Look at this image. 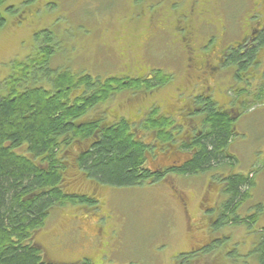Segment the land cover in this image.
I'll return each mask as SVG.
<instances>
[{
  "label": "rangeland",
  "instance_id": "obj_1",
  "mask_svg": "<svg viewBox=\"0 0 264 264\" xmlns=\"http://www.w3.org/2000/svg\"><path fill=\"white\" fill-rule=\"evenodd\" d=\"M0 12L6 20L0 29V83L11 75L15 61L37 55L40 34L47 30L54 37L51 68L94 78H142L145 72L144 78L152 80L157 70L172 77L147 92L116 94L91 110V116L107 113L115 121L120 115L133 123L158 106L190 137L194 127L181 119L196 118L202 125L201 113L191 107L182 110L181 119L174 115L183 105L194 104L200 92L193 84L198 73L189 67L192 56H204L210 71L218 64L217 73L209 75L213 89L207 93L218 106L233 102V109L239 105L242 113L228 151L234 156L230 166L187 176L171 172L154 183L123 187L97 184L73 169L74 191L98 199L67 203L50 213L35 233L47 260L177 264L180 255L196 251L188 255V264H259L255 246L264 228V34L261 43L245 47L253 56L250 63L237 64L234 57L243 49L238 40L264 23V0H5ZM224 45L228 49L219 65L217 52ZM43 74L37 71L38 77ZM142 137L152 140L146 132ZM231 173L250 174L255 186L230 215L256 219L219 226L212 218L224 213L229 200L220 190L221 178ZM207 235L209 240L202 241Z\"/></svg>",
  "mask_w": 264,
  "mask_h": 264
},
{
  "label": "trees",
  "instance_id": "obj_2",
  "mask_svg": "<svg viewBox=\"0 0 264 264\" xmlns=\"http://www.w3.org/2000/svg\"><path fill=\"white\" fill-rule=\"evenodd\" d=\"M4 2L0 0V5ZM5 22L0 12V29ZM40 35L37 55L15 61L11 75L0 83V264H94L87 258L76 263L47 260L35 240L56 207L92 201L73 190L71 171L78 170L97 184L123 187L157 181L171 172L195 174L230 166L234 158L228 149L237 134V117L213 99L199 98L201 108L196 111L203 116L202 126L186 139L179 133L180 123L158 106L133 123L120 115L115 121H109L107 113L91 116V110L116 94L147 92L172 77L157 70L152 80L94 78L51 68L54 37L47 30ZM41 70L44 74L38 77ZM142 131L152 140L146 141ZM157 150L168 159L181 158L166 168L156 166ZM151 159L154 165L149 164ZM221 180L229 196L223 207L226 222H254L255 216L244 220L230 215L250 197L253 176L231 173ZM255 251L259 264H264V228ZM192 254L196 251L180 256L177 264H188Z\"/></svg>",
  "mask_w": 264,
  "mask_h": 264
},
{
  "label": "flooded vegetation",
  "instance_id": "obj_3",
  "mask_svg": "<svg viewBox=\"0 0 264 264\" xmlns=\"http://www.w3.org/2000/svg\"><path fill=\"white\" fill-rule=\"evenodd\" d=\"M263 33L264 34V23L263 24H260L259 25V28L258 29H255V30H253L252 32H248V33H246V34H244L239 40H238V44H241L242 43V48L243 49H241L240 48V50H242L241 51V54H239V56L238 57H236V58H234V60L236 61V63L237 64H242V63H244V62H248V63H250L251 61H252V59H253V56H252V54H251V52H249V49H245V47H250L251 45H256L257 44V42H258V44L259 43H261L262 42V39L260 38L261 36V34L260 33ZM228 49V45H224V46H222L221 47V49L219 50V52H217V53H219V55L216 57V60H217V62L219 63V65L220 64H222V62H223V57H224V55L226 54V50ZM205 56H207V55H205ZM203 58V56H192V57H190L189 59V67H191L194 71H197V73H198V75H197V77H196V79L197 80H193L194 81V85H195V87H196V85H199L200 86V88H198V89H200V92H199V94L195 97V105L193 104V102L192 103H190L189 105H188V103L187 104H185V105H183V107H181V109L177 112V114L176 115H174V116H179V118H180V113H182L183 111L182 110H186V109H188V108H191L192 107V110H194L195 109V112H197L196 110L198 109V108H201V105H198L199 103L197 102V100L199 99V98H201V101H205L206 99H208V98H211V99H213L212 98V95H211V92L209 91V93H207L208 92V90H210L211 88L213 89V87L210 85L211 84V80H210V73H212V74H215V72L217 73V70H218V68H219V66H218V64L217 65H215L214 64V69L213 70H208L206 67H208L209 65H208V61H207V59L205 58V59H202ZM204 73H207V75L205 76V78L202 80V74H204ZM209 73V74H208ZM140 75H142V78H144V76L146 75V73L144 72V73H141ZM127 77H129V76H127ZM215 77V79H216V75L214 76ZM136 78H141V77H136ZM202 81V82H201ZM210 82V83H209ZM209 83V84H208ZM200 101V102H201ZM238 101V103L240 104H242V101L241 100H237ZM233 103V102H232ZM232 103L231 102H228V104H230V107H225L224 105L223 106H221L222 107V109H227V110H229V111H232V112H234L235 113V117H238V115L239 114H241V111L240 110H238L239 109V105H237L236 107L238 108L237 110L236 109H233V107L234 106H232ZM114 111V113L116 112V110L115 109H113ZM117 117H119L118 115H117ZM121 117V116H120ZM119 117V118H120ZM181 119V118H180ZM182 120V124H184V123H186L187 122V120L189 121L188 123H190V125L192 126V128L194 127V129H193V132H192V135H190V137H185L186 135H188V133H189V131L188 132H185V133H182V128L180 129V131H179V133L180 134H182V135H184V137L187 139V138H189V139H191L192 137H193V133L195 132V131H197V130H200V128H201V125H199V122H198V119H196V118H188V117H184L183 119H181ZM181 124V125H182ZM185 126V125H184ZM183 125H182V127H184ZM143 132V134H144V132H146V131H142ZM147 141V140H146ZM155 154H159V156L162 158V160H160L159 161V165L158 166H162L163 168H166V167H168V166H171V165H174V164H178V158H181L180 156L178 157V158H173V159H168L169 157L168 156H166V153H163L162 151H160V150H157L156 152H155ZM163 156V157H162ZM164 157H165V159H164ZM180 161H182V159H180ZM157 166V165H156ZM167 175H170V173H168ZM166 175V176H167ZM158 181V180H157ZM154 182H156V181H148V182H146V183H154ZM212 185H213V182L211 183V187H212ZM73 190H76V189H74L73 188ZM220 190H221V187H220ZM82 194H85L87 197H89L88 199H90V200H92V201H88V202H90V203H96V201H97V199H98V197L96 196V195H94V196H91V195H88L87 193H82ZM178 196H179V201H180V203L184 206V208L186 209V211L188 212V209H187V202H186V198L184 197V194L182 193V192H179L178 193ZM215 204V203H214ZM222 207H223V205H222ZM222 209V208H221ZM222 216H223V214H221V212H219V213H217L216 215H214L213 216V218H212V222H220L219 223V226L220 225H222V223H224L225 221L224 220H222ZM99 231H100V226H98V231H97V233L96 234H94L93 236H95V235H97L98 233H99ZM80 232H81V227H80ZM206 233V232H205ZM207 234V233H206ZM92 236V237H93ZM208 236V235H207ZM88 237L89 236H85V235H82L81 234V238H82V240H85V241H87L88 240ZM92 237H90V238H92ZM90 238H89V240H90ZM209 240V236H208V239H206V240H202V241H208ZM200 241V240H199ZM84 242V241H83ZM50 258V257H49ZM51 261H53V260H51ZM58 262V261H57ZM61 262V261H60ZM70 263V262H69Z\"/></svg>",
  "mask_w": 264,
  "mask_h": 264
}]
</instances>
